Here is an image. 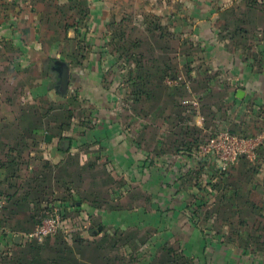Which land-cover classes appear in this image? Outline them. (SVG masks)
Masks as SVG:
<instances>
[{"label": "crops", "instance_id": "obj_1", "mask_svg": "<svg viewBox=\"0 0 264 264\" xmlns=\"http://www.w3.org/2000/svg\"><path fill=\"white\" fill-rule=\"evenodd\" d=\"M63 1L67 2L66 7L73 8L68 0ZM79 2L85 11L74 18V25L66 27L65 33V28L52 26L60 22L65 27L66 23L52 13L51 0H33L28 5H7L0 0V51L15 53L17 70H37L39 80L36 76L29 80L33 81L32 86H48L47 91L53 90L64 104L70 103L69 108L77 113L75 116L81 112L84 123L81 122L84 129L69 126L48 143L41 137L38 144L29 145L19 137L25 128L20 121L23 114L0 115V194L6 197L1 215L0 264H63L60 259L65 252H59L58 245L53 246L52 257L43 258L39 250L44 246L39 247L25 237L36 224L32 217L36 207L31 201L36 197L46 200L52 192L54 195L49 196L52 199L69 195L72 200L82 201V212L83 206L87 207V217H96L100 222L97 246L95 242L86 245L93 252L92 257L83 254L78 264H151L156 240L151 235L161 230L167 233V239L176 237L175 243L185 255L192 259L198 256L205 264L208 261L210 264H264L262 253L255 254L253 259L235 244L223 243L219 233L213 232L216 228L210 225L213 219L206 222L198 219L194 223L193 212L204 195L200 185L215 184L222 175L211 163H206L200 174L194 176L191 171L199 164L195 154L190 157L179 151L186 148L182 143L185 141L182 136L186 135L179 134V126H188L190 131L197 129L187 137L188 143L196 144L194 137L198 136L197 142L203 143L206 136L211 137L225 127H232L236 132L254 131L255 118L264 117V15L252 16L249 0H230L226 13L229 10L231 13L223 16L224 11L221 12L220 20L231 31L239 23L243 31L236 33L233 40H220L222 26L218 30L214 28L216 13L211 14V1L197 0L191 32L176 34L178 39H188L202 48L197 61L187 57L191 54L188 49L179 56L181 61L177 67L145 62L136 65L135 62L127 64L119 55L120 50L108 42L110 33L123 22L120 12L123 5L131 8L132 0ZM218 9L215 8L217 12ZM240 9L243 15L238 22ZM47 31L56 37L62 33L63 38L69 39L66 48L59 46L58 38H52ZM166 38L165 42L170 39ZM79 41L84 45H78ZM161 51L168 53L167 47ZM56 60L69 66L66 96L54 89L57 74L52 67ZM182 66L189 67V74L194 78L189 94L166 87L160 79L159 72L163 75L177 72ZM205 68L215 75L206 91L197 84L201 80L196 77L198 74L201 79ZM238 92H242L241 97L237 96ZM192 99L198 101L196 109L190 107L194 110L192 115L182 112L180 103ZM40 134L41 129L37 135ZM25 151L30 153L23 157ZM100 159L104 164L99 166ZM97 165L100 170L96 185L91 173ZM108 166L115 171L111 174L113 179L106 172ZM51 172L52 179H48ZM44 176L49 180L47 187L37 186ZM247 178L246 182H240L246 184V189L260 188L255 182L252 184V177ZM185 182H191L194 187L189 188ZM197 183L200 184L196 187ZM107 186L112 188L107 192L110 194L104 195L102 191ZM123 188L126 190L122 191ZM139 188L146 189L149 201L137 202L144 193ZM226 195L239 198L232 190ZM105 197L111 200L109 204H104ZM93 199H97V207H92ZM56 204L63 210L73 211L68 201L53 203ZM87 224L86 233L90 235V223ZM115 232H118L116 236ZM17 235L21 236L20 240H15ZM109 242L118 248H127L129 253L109 259L102 249ZM133 247L130 252L129 248ZM136 248L141 252H136ZM225 250L232 254H226Z\"/></svg>", "mask_w": 264, "mask_h": 264}, {"label": "rangeland", "instance_id": "obj_2", "mask_svg": "<svg viewBox=\"0 0 264 264\" xmlns=\"http://www.w3.org/2000/svg\"><path fill=\"white\" fill-rule=\"evenodd\" d=\"M51 1L54 4V6L52 5L51 7V10L54 16L60 19L61 18L64 19L66 23L65 27H63V25L60 22L58 24L53 23L52 26L56 25L60 27L61 29L65 28L64 29L65 33L68 30V29L66 30V27L68 26L70 27L71 25H74V23L72 22H75L77 15L85 11L83 9V5L81 2H79L80 5L72 4L75 7L70 9L69 7H66V4H67L66 1H63V0H51ZM207 1H211L212 3V7H210L212 9L211 14L215 15L216 13L214 28H217L218 30V26L219 25L222 26V19L220 20L221 12L224 11L222 13L223 16L231 13V10H229L228 13H226V10H228V7H229L228 4L230 0H207ZM249 1L259 3V2H263L264 0H249ZM125 4H130V3H125ZM131 5H133L131 6V8H129L128 5L127 6L123 5L124 9L122 8L120 11L123 14L122 15L123 22L121 21L117 24L118 27L116 29H113V32L110 33L109 38H108L110 39L111 36L118 34L116 35V38L119 39V33L125 36L123 42L117 43L118 41H115V44L117 46L116 48L120 50L119 55H122L123 53H125V50H124L125 48H129V52H130L129 54L134 53L135 55L134 60L135 59L139 60L137 54H140L142 56L141 61H140L141 63L145 62V63H151V64H155L159 66L163 65L166 67L167 66L177 67L181 61L179 60V56H181L183 52H186V50L189 49V53L191 54L188 55L187 57L192 58L195 61H197V57L198 56L200 57L201 55L202 48L200 46H197L196 43H194L195 45H193L191 42H188V39L180 40L176 36L177 33H180L182 31L191 32V27L193 25L191 23V21L193 20L192 17L194 14L197 13V0H132ZM216 7L219 8L218 12L215 10ZM131 9H132V12H129ZM242 10L243 9H240L237 12L238 19H241V16H238V15H241ZM249 12L252 16L264 15V7H256L254 9H251V11ZM228 17L229 16L227 15L226 19ZM114 25H116V23H114ZM175 25L177 26V28ZM107 31L109 32V30ZM221 31H224L222 27H221ZM153 32H157V33H153ZM55 33H58V31L55 30ZM47 34L53 35L52 38H58L56 40V43L59 42V46L66 48V46L68 45L69 39H67L66 37L63 38V36H61L62 33L57 35V37L54 36V34H52L51 31H47ZM173 34L175 35L171 38V35ZM222 35L224 36L223 33L221 34V36ZM166 37L170 39L165 42V40L163 39ZM131 40L133 41V44H134L133 46L129 43V41ZM112 44L114 43H111L109 45H112ZM78 45L83 46L84 45L83 41L82 42L79 41ZM165 47H167L168 53H165V51H161V48H164L165 50ZM15 57L17 56L12 51L4 53V54L0 51V115H3V113L7 114L9 112H20L19 108H22V107H26V109L31 108L33 106L36 107L38 105L37 104L38 102L40 103L38 108H40V111H42L41 114L43 116V119H42L43 120V126H42L43 130H45L44 128H47L48 131L50 130L57 131L58 126H60L59 123H63L62 126H64V128L67 126L74 127V128L75 127L77 128L80 126L82 127V129H84L83 126L81 125V118H82V115L80 114L81 112L78 114L79 115L78 117L75 116L77 114L75 113V111L71 115H68L67 113L63 115H61L60 113L57 114V111H55V108L60 104L63 105L64 100L63 101L60 100L59 96L56 95L53 90L47 91L48 86L43 85L42 88L40 87L34 88L32 86L33 81H29V80H31L35 76L37 77L36 79L39 80L38 71L37 70L35 71L32 69L26 70L25 72H23L22 69L17 70V59L13 60ZM185 66L179 67L181 69L180 71H177V74H176L177 77H175L174 79H173L174 76L172 74L175 73V71L165 74V76H169V77H166L165 82H168L170 80L177 81V79L181 77V81H179L178 84L185 83L186 77L183 71V68L184 69L186 68ZM43 78H44V75L42 79ZM182 80H185V82H182ZM190 85L192 84L189 83L185 90L186 93L188 94H189V91H191ZM168 86H171V85H168ZM33 93L34 94L36 93V95L33 96ZM186 93L183 96L184 99L187 98ZM66 95L67 94H65L64 96ZM69 104L65 102L66 107H69L70 106ZM191 107L194 109L197 108V106H194V107L191 106ZM33 111H37V109ZM75 117L79 118L80 122ZM255 119H259V126L257 128L256 126L257 124H254V131H251L252 133L251 136L258 134L264 128V119L262 118V116L259 115L258 118H255ZM56 120H58L57 123L54 122ZM255 127L257 128L256 130H255ZM221 129L229 131V130H232V127H225ZM240 133H244V132H240ZM245 133H246L245 135L250 136V132L247 131ZM39 139H41V136L38 135L35 139L30 138L27 143L29 145L31 144L36 145L38 144ZM39 147L40 145L37 146L36 148H39ZM261 149L262 148H259L256 151L254 159L249 160L246 158L247 160L246 165H243L241 162L242 160H241L239 161L238 164L229 168L225 172L224 176L222 175V178L226 180V188L228 190L234 191V189L239 187L238 188L239 198L234 199L233 202L232 200H230L232 203L231 205L226 204L227 201L225 200H229L228 197L226 199L223 198V200H221L220 195L224 193V191L219 190L220 187L216 188V191H215L211 187L214 184L202 183L200 185L201 189L204 190V195H202L201 197H203V202L206 205V210L214 211V213L212 214L214 215L215 219L213 220V222H210V225L216 228V229H213L214 231L212 230L214 233L218 232L217 230L218 227L225 226L224 231H221V232L219 231L220 232L219 234L225 233L227 235L229 234L230 229L238 228L239 230L241 229L242 231H244V233H247V234L252 233V232L256 234L258 232L261 235L263 234L262 237L264 238V184H263L264 149L262 150ZM26 152L27 151L22 153L23 157H25L26 155H29L30 153V152L29 153H26ZM195 153H197V151ZM101 164H104L103 159H100V162L98 163L99 166ZM98 165L97 167L93 168V171H92L93 173H91L92 175L95 176L94 178L95 183L97 182V178H98L97 175H99L98 170H100ZM106 172L109 174V176L112 179L114 178L113 176H111V174L114 175L115 171L111 170L110 166H108V171ZM247 177H252L253 178L252 184H254L255 182L256 184L259 185L260 188L258 190L255 189V191L251 189L250 190L246 189V184L244 183L242 184L240 182H246V180L248 179ZM118 179L119 178H117L116 180L117 182H118ZM217 183H215V185ZM184 184L188 186L189 188L194 187V184L191 185V182H185ZM111 188L112 187L107 186L105 191H102L103 194L104 195L110 194L107 192L108 190H111ZM124 190L126 189L123 188L122 191ZM140 190H142L144 193H142L141 195L142 197L137 202H139V204H142V203H145V200L149 201L148 197L145 195L146 189L139 188V192ZM199 192H201V190H197V193ZM152 199L155 201V197H153ZM105 201L106 202L104 204H109L107 202H110L111 200L108 197H105ZM92 203H93L92 207H97V204H98L97 199H93ZM58 205L59 204L53 205V202H50L48 205V209H49L48 211H49V214L55 209L61 211L62 218H63V229L55 237L47 238L43 242L35 243V244H37L39 247L42 245L44 246L43 249L39 250L43 258L48 257V256L52 257L51 255H53L55 252L53 250V246L58 245L61 248L59 249V252L66 251V253H64V256L65 257L68 256L70 258V261L73 262V264H78V260L81 258L83 254H88L90 257H92L93 252L91 251V249L87 248L86 245L93 244L94 242L97 243L98 241L96 240H100V236L97 235L98 233L96 232L97 228L101 227L100 222L96 219V217H93V218L91 216L87 217L88 216L86 212L88 211L87 207L83 206L84 213H81V215H77L74 209L73 211H71L70 209L66 211V210H63V208ZM215 210H217V213L215 212ZM36 215H37V212L35 216ZM222 220L226 223L225 225H221ZM240 221H243L244 223L240 224L239 223ZM88 222L90 223L89 226L95 227V229L93 230L95 233H97L95 234V236H90L86 233L85 224H87ZM151 236L154 237V239H156L154 243V248L152 249V254L155 253V250L158 249V246L162 244L163 241L164 243L170 242L174 244L176 247H178L175 243L176 237L173 236L167 239V233H165L162 230L159 232L158 231L155 232V236L153 235ZM229 245H232V244H229ZM129 249H130V252H132L131 248ZM109 251H110L109 246L104 248V252H109ZM115 252L118 255L119 254L126 255L129 253L127 251V248H116L114 249V252L112 254H114ZM136 252H141V251L139 250V248H136ZM149 252H151V250L150 251L148 250V253ZM224 252L226 254L227 253L232 254V252L231 251L228 252V250H225ZM258 252L260 251L257 250L256 253L251 254V252L248 251V253L251 254V257L253 259H254L253 256L257 254ZM194 259L197 260V262H193L192 264H205V263H202V261H200L201 258L198 256L197 257L193 256V260ZM207 264H210V262L208 261Z\"/></svg>", "mask_w": 264, "mask_h": 264}, {"label": "trees", "instance_id": "obj_3", "mask_svg": "<svg viewBox=\"0 0 264 264\" xmlns=\"http://www.w3.org/2000/svg\"><path fill=\"white\" fill-rule=\"evenodd\" d=\"M68 3L70 4H75V5H80L79 3V0H68ZM73 7H75L74 5H72ZM256 7H264V4L263 3H256V2H253V1H250V9H254ZM80 14V13H79ZM243 15V14H241ZM241 15H238V16H241ZM225 20L227 21V19L225 18ZM240 21L241 19H237V21ZM238 21V22H239ZM222 28L224 31H221V27H220V30H219V38L220 40H225V41H228V40H233L234 39V36H236L237 34L236 33H240L241 31H243L242 27L239 25V23H237V27L234 31H231L229 26L227 25V23H223L222 24ZM153 33H157V32H153ZM224 34V36L221 34ZM116 35L118 34H115L113 36H111V38L109 39V44L111 43H114L112 44L111 46L113 47H117L116 44H115V41H118L117 43H120V42H123L124 41V37L119 33V39L116 38ZM117 39V40H116ZM228 39V40H227ZM129 43L133 46V41H129ZM118 49V48H117ZM124 49V48H123ZM125 53L122 54V59L127 63V64H130V63H136V65H140L141 64V58L142 56L140 54H137L139 60L135 59V55L134 53H131L129 54V48H125ZM245 57L246 58H249L250 55L248 54H245ZM255 56V55H254ZM256 56H258V54H256ZM253 60V59H252ZM257 60H255L256 62ZM209 69L208 68H205L201 71V75H202V78H198V74L196 75L197 77V80H201V82H198L197 84L201 87V89H204L205 91L209 88V83L211 82V80L214 79L215 75L209 73ZM190 72V68L189 67H186L185 68V77H186V83L189 84L191 83L192 80H194L193 78V75L189 74ZM160 73V79L162 80V82H164V85L168 88H171V89H182V90H186V84L185 83H180L178 85H174V86H168V84L165 82V79L166 77H169V76H165L162 74V72H159ZM177 72L173 73L172 76L173 79L175 77H177ZM212 75V76H211ZM171 77V76H170ZM188 78V79H187ZM142 91L140 90V93ZM37 106H33L31 108H27L26 107H22V108H19L21 114H23L21 116V119L20 121L22 123H24V133L22 135H20L19 137L22 138V141L24 140H29L30 138L31 139H35L38 135V130L41 129V134L40 136L42 137V141L45 142V143H48L51 141L52 138L54 137H59L60 136V133H61V130H67L69 128V126L65 127L62 126L63 123H59L60 126H58V130L55 131V130H50L48 131L47 128H44L45 130H43V116L41 114L42 111H40V108H38V106L40 105V103L37 102ZM41 107V106H40ZM180 109L182 112L184 113H188V114H191L194 112V110H191V106L190 105H184L183 102L182 104L180 103L179 105ZM37 109V111H33ZM55 111H57V114L60 113L61 115L67 113L68 115H71L73 114L74 110L69 108V107H66L65 104L63 105H58L56 108H55ZM259 116V115H258ZM257 116V118H258ZM261 116V115H260ZM73 117V116H71ZM264 119V117H262ZM57 119V118H56ZM79 122H80V119L78 118ZM55 123L58 122V120L54 121ZM82 122V120H81ZM254 124H257V128L259 126V119H256L254 121ZM179 126V125H178ZM255 127V130L257 129ZM52 129V128H51ZM194 130H197L195 128H193V130L190 131V129H188V126H179V134H185L186 136H182L185 141H182L183 143V146H185L186 148L184 149H181L179 151L181 152H185L186 155L192 157L195 152L197 151L198 149V146L202 143H199L197 142L200 138L198 136L194 137V141L196 142V144H193L191 142L188 143V140H187V137L188 135L190 134H193V133H196V131ZM231 133H236V134H241V135H244V136H247L245 135L246 133H240V132H236V131H230ZM251 132H250V136H251ZM208 138L210 137H205L204 138V141L207 140ZM17 139V137L15 138ZM203 141V142H204ZM28 144V143H27ZM27 147V146H26ZM28 148V147H27ZM264 149V147L262 148ZM261 149V150H262ZM242 160V161H241ZM240 161L242 162L243 165H246V158L245 157H241L240 158ZM205 166V163L204 164H201L199 163L197 167H195L191 172L194 176L197 177V175L200 174L201 172V169H203V167ZM225 173H221V175L224 176ZM49 176V175H48ZM52 172L50 174V178L48 179H52ZM43 179V180H42ZM42 179H39L41 181V183L37 186H40V187H47V181L49 182V180L44 176ZM218 183L215 185H212V189H214L216 191V188L220 187L219 190H222L224 191V193H222L220 195V198L221 200L226 199L228 196L225 194L227 193L228 190L226 188V181H223V178L221 177V179L219 181H217ZM200 184V183H199ZM199 184L197 183L196 184V187L199 186ZM45 185V186H44ZM222 186V187H221ZM218 190V191H219ZM235 191V196L238 195V192L239 190L236 188L234 189ZM49 195V194H48ZM52 195H54V193H50L49 196L52 197ZM48 196V198L45 200V199H39V197H36L34 198L31 202H33V206H35V210L37 212V215H32V217H34V220L36 222V225L44 218L46 217L47 215H49V209H48V205L50 202H61V203H66L67 201L71 203V207H73L74 211L77 213V215H81L82 212V201H77V200H72L69 195H64L62 196L61 198H56V199H52ZM69 197V198H68ZM0 198H4V200L6 201V197L5 195H2L0 194ZM232 197L230 196L229 197V200H225L227 201V205H231V201L232 202L234 201V198L231 199ZM29 203V202H28ZM35 203V204H34ZM77 203H80V205H76ZM198 206V207H197ZM5 208V207H4ZM3 208V209H4ZM196 210H194L193 212V218L195 221L194 223L196 224L197 220L198 219H201L203 220L204 222H206L208 219H215L214 215L212 213H214L213 210H206V205L205 203L203 202V198L200 199V202L198 203V205H196ZM215 212L217 213V210H215ZM51 213V212H50ZM227 213V212H226ZM240 224H243L244 222L243 221H240L239 222ZM226 223L222 220L221 222V225H225ZM222 227H225V226H221V227H218L217 230L218 232L217 233H220L219 232V228H222ZM89 234L90 236H95V234H97V230L96 232L97 233H94V229L95 227H89ZM257 231V230H256ZM118 232H115V236L117 235ZM99 235V234H97ZM221 239L223 240V243H227V244H235L236 246H238L239 248H241L244 252H248L250 251L251 254H254L257 252V250H259L260 252L258 253H262L264 255V238L262 237L261 234H259L258 232L255 234V233H244V231H242L241 229L239 230L238 228H233V229H230V232L229 234H225V233H222V234H219ZM56 236V235H55ZM53 236V237H55ZM106 237V236H105ZM51 238V237H50ZM112 238V237H111ZM98 243H96V246H97ZM109 247H110V251L109 252H106L107 253V256H109V259H113V257H119L120 254L118 255L116 252L114 254H112L114 252V249L118 248L114 245L113 242H109ZM104 249V248H103ZM131 250H134V247L131 248ZM66 253V251H65ZM108 259V260H109ZM63 261V264H73V262L70 261V258L67 256L65 257L63 255V257H61V259ZM114 260V259H113ZM118 261H121V259H116ZM193 263V259L188 257L187 255H185V253L183 251H181V249L179 247H176L174 244L172 243H162L158 246V249L155 250V253H154V256H153V260H152V263L151 264H192Z\"/></svg>", "mask_w": 264, "mask_h": 264}, {"label": "built area", "instance_id": "obj_4", "mask_svg": "<svg viewBox=\"0 0 264 264\" xmlns=\"http://www.w3.org/2000/svg\"><path fill=\"white\" fill-rule=\"evenodd\" d=\"M33 0H4L7 5H28ZM181 77L177 81L170 80L168 85H178ZM185 82V80H182ZM186 87L187 83L185 82ZM184 105L198 106L196 99L183 101ZM264 147V128L254 136H244L222 130L213 134L198 146L195 157L198 163H211L219 173H225L229 168L239 163L241 157L249 160L255 158L256 151ZM5 206L4 198H0V230L1 215ZM63 229V218L60 210H53L44 217L31 231L26 234V238L35 243H41L45 239L57 235Z\"/></svg>", "mask_w": 264, "mask_h": 264}, {"label": "water", "instance_id": "obj_5", "mask_svg": "<svg viewBox=\"0 0 264 264\" xmlns=\"http://www.w3.org/2000/svg\"><path fill=\"white\" fill-rule=\"evenodd\" d=\"M52 70L56 72L57 74V82L54 87L55 91L59 95H65L67 94L68 90V80H69V66L66 62L61 60L54 61V65L52 67ZM242 92H238L237 96L241 97ZM66 146H68V143H65ZM101 230V228H98V231ZM21 236L17 235L15 236V240H20Z\"/></svg>", "mask_w": 264, "mask_h": 264}]
</instances>
